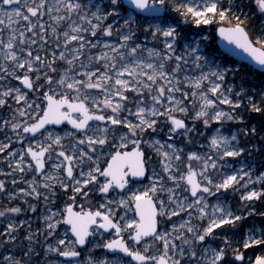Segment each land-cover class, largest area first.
Returning <instances> with one entry per match:
<instances>
[{
	"label": "snow or ice",
	"instance_id": "snow-or-ice-1",
	"mask_svg": "<svg viewBox=\"0 0 264 264\" xmlns=\"http://www.w3.org/2000/svg\"><path fill=\"white\" fill-rule=\"evenodd\" d=\"M128 7H125L123 0H109L106 7L100 5L93 6L91 2L85 5L80 0H0V56L4 64L0 65V79L13 76L21 85L28 90L39 93L43 99L37 102L39 96L29 99L28 92L22 91L20 87H8L0 97H12L17 103L23 102V107H17L15 113L26 119L17 122L14 114L11 121L4 120L5 126H10L20 140L25 139L28 133H38L49 124H61L68 121L73 129L82 134L78 137L76 132H66L65 136L72 137L73 146L71 151L61 150L58 152V163L53 165L55 170H63L71 183H65L51 173L44 175L46 159H51V154L55 148L63 149V137L52 132H47L43 141L37 140L34 144H28L27 148L19 152V159L15 161L14 171L24 173L26 168L34 169L41 173L46 181L43 184L45 189H50L55 183L61 188L70 190L71 202L67 203L63 212H51L44 219L46 221L45 241L48 237H53L54 242H47L46 253L56 254L57 257L70 258L65 261H45V264H81L74 258L81 257L84 250L81 246L92 245L93 248H103L114 253H123L130 259L115 257L113 259L96 260L91 255L83 264H181L185 256L184 246H188L189 264H264V228L249 229L245 238L239 243V247L229 239L227 235L223 237V246L216 248H203L198 256L194 245L197 242L206 241L207 237H214L217 229L222 231H234L239 225L243 215H237L227 204L219 201L214 205H209L205 194L214 195L234 187L244 177H249L247 183H251L250 171H244L243 167L239 171H232L231 174L224 172L219 175V182H214L209 170L217 169V159L224 161L225 158L240 157L249 152L247 147L234 143L237 140L235 135L231 137L220 134L219 130L210 137V149L214 150L213 156H201L195 151L187 154V164L182 171L177 162L181 161L180 149L175 145H168L171 150L163 151L157 148V152L162 156L163 171L168 174V179L173 182V187H165L162 181L164 177L153 179L149 186L143 189H133L129 187L133 177H145L148 172V159L141 148L142 139L148 130L157 131L158 120L164 117L170 121L169 131L175 133L178 129L184 130L185 134L192 131L185 122L189 112L184 100L189 96L199 97L201 103L198 111H195L193 120H201L204 125L210 121L240 120L243 117L236 113L241 107L244 98L247 99L248 110L254 113L264 114V92L260 93V102L246 92L241 86L237 97L232 98L233 87L228 86L225 90L223 84L226 76L235 75L239 68L223 66L216 63L211 53L205 55L202 45L209 39L207 35H199L198 39H193V34L181 32V19L184 24L211 25L218 30L219 35L230 44L247 53L256 63L264 67V23L258 29L259 35L252 38L253 34L248 31V13L244 11L242 2L235 0H127ZM254 7L260 14H264V0H253ZM95 10L92 11V8ZM177 13L178 19L172 13ZM55 13V15H53ZM63 13V14H61ZM76 14L82 22L89 27H83L75 21L68 25L69 30L62 34L58 31L61 22L72 20V15ZM45 15L53 22L51 33L59 41L63 36V51L57 55L56 51H51V59L39 53L34 55L32 45L48 39L49 29L41 18ZM112 18V23L103 25V21ZM35 18V22L33 19ZM95 20V23H93ZM122 21L120 27L114 28L117 21ZM24 21V30H19L14 25ZM7 30V36L3 33ZM137 31L149 33L153 39L163 38V47L166 53L156 49H148L149 55L160 57L159 63H145L143 59L137 57L139 44L134 43ZM31 33L27 36L26 33ZM98 32L102 36L111 37L114 32L120 36L119 43L110 45L104 44V48L110 50L114 55H109L108 51H101L99 55L87 57L89 65L93 60L104 61L103 71L99 67L91 69L82 61L77 71L76 61L84 53L81 51L90 46L95 48L100 43ZM84 33H90L96 37V43L87 39ZM35 37V38H34ZM181 40L184 41V55H175L177 46ZM72 42H76L78 47L73 49L68 47ZM27 45V46H25ZM43 43L40 47L43 48ZM55 48L60 49L61 43H55ZM66 52L71 54L68 58ZM26 53V55L24 54ZM117 55L121 58L118 66ZM186 56L193 58L196 67H208V72H201L197 77H185L184 81L199 91H184L181 87V80L178 74L181 71V64L187 63ZM126 57H133L131 62H125ZM65 61L68 67L58 70L54 67L57 60ZM175 60V67L166 70V62ZM11 67V72H9ZM17 70H23L18 72ZM127 75V79L124 78ZM34 77V78H33ZM43 77V82H41ZM82 77V78H78ZM146 78V79H145ZM207 81L209 87L204 89V82ZM155 86V87H154ZM47 88V91L40 92V89ZM98 89L100 96L91 95L89 90ZM132 92L140 95L147 90L151 95L150 106H145L140 100L134 101L135 112L126 107L129 100L126 93ZM176 93H180L178 98ZM5 98H0V106L6 105ZM219 104L229 105L231 111L218 110ZM110 110V112H109ZM122 112H128L135 117V121L127 116H121ZM185 117V118H181ZM92 122H109L112 126L95 127ZM195 126L193 125V128ZM22 128V133L17 131ZM126 129V130H125ZM245 135L249 131L256 133V128L244 130ZM91 133V134H89ZM43 135V134H42ZM128 144H132V150H124ZM160 141H154V145H159ZM82 145L87 146L90 151H85ZM9 148V144L0 145V152ZM110 149V151L108 150ZM47 154V156H46ZM9 156H15L13 151L8 152ZM29 155L34 164L25 160ZM103 166L101 164V158ZM62 158V159H61ZM89 162L88 171L82 169L79 178L74 175V168ZM193 161L198 162V167L193 166ZM223 167V165H221ZM155 177V171L153 170ZM258 180H264L262 173ZM16 183L15 180L12 181ZM29 183V189L20 188L19 192L25 196L41 195L37 191L36 180ZM95 190L108 194L116 189L128 192L127 196L121 195L118 200H107L99 204L95 209L91 206L85 208L79 205L80 210L76 211L77 197L87 198L89 193ZM190 194L193 198L189 201L187 195L181 198L177 190L181 189ZM5 189V181L0 179V190ZM159 191L168 193L167 202L157 196ZM155 197V199H154ZM264 197V188L256 190L253 188L247 191L241 199L253 201ZM47 200V197H45ZM112 205H115L113 207ZM35 211V206H29ZM123 209V214L118 216L117 209ZM192 209L198 214L200 220L207 218L206 226L197 227L191 223ZM245 210L247 208L245 207ZM20 207L6 208L0 211V216L6 213H20ZM134 213L129 218L128 212ZM180 212H187L189 219L179 225H173L172 232L158 231V216H177ZM254 209L248 211V215H253ZM66 213V214H65ZM264 216V213H261ZM118 216V218H117ZM59 217V218H57ZM23 221H21V224ZM62 223L69 226L68 231L61 237L56 229ZM96 226V227H94ZM111 230L112 236L103 239L105 233ZM179 231V238L182 245L178 246L174 240V233ZM17 225L8 223L3 233L8 241H15ZM69 232L72 238L69 239ZM190 233L191 237L185 236ZM97 234L102 238L101 242H96ZM33 235L29 234L27 240L31 242ZM151 241V242H149ZM156 243H162V248H153ZM79 249V250H78ZM258 249L260 254L253 251L252 255L245 254L243 250ZM230 250V251H229ZM29 254L39 255L35 249L29 245L23 253L28 259H17L12 255L4 257L5 264H34ZM191 258H196L194 262Z\"/></svg>",
	"mask_w": 264,
	"mask_h": 264
},
{
	"label": "rangeland",
	"instance_id": "rangeland-1",
	"mask_svg": "<svg viewBox=\"0 0 264 264\" xmlns=\"http://www.w3.org/2000/svg\"><path fill=\"white\" fill-rule=\"evenodd\" d=\"M51 3L52 0H49ZM81 3L87 5L89 2L93 6L100 5L101 8H104L108 5L109 0H80ZM195 2L199 3L201 0H195ZM227 2V0H225ZM235 2H242L244 4V11L248 13V20L246 21L248 23V30L250 34L252 35V38H255L256 35H259L258 29L261 26L262 23H264V14H260L258 10L254 7L253 0H235ZM127 7V6H125ZM95 10V7L92 8V11ZM63 14V13H61ZM174 16H176L178 19H180L179 15L177 13H172ZM55 15V13H53ZM257 16H261L260 19L257 18ZM33 22H35V18H32ZM75 21L78 24H81L83 27H89V25L85 22H82L79 17L76 14L72 15V20H65L61 22L60 25H58V31L62 34L63 31L69 30L68 25L72 24V22ZM41 22H44L46 27L49 29L47 36L48 39L46 41H40L37 39V44L32 45L33 53L34 55L36 53H39L42 58L44 56H47L49 59H51V51H56L57 55L60 51L65 50L63 46V36L61 35V38L59 41H56V38L51 33V27L53 26V22L48 19V16L45 15L41 18ZM112 18L109 17L108 20L103 21V25H106L108 23H112ZM24 21H20L19 24L14 25V27H17L19 30H24ZM93 23H95V20H93ZM122 25V21H117L116 24H114V28L120 27ZM181 32L182 35L187 31L193 34V39H198L199 35H207L209 39L206 41L204 45H202V51L205 55H208L209 53L212 54L214 57L216 63H219L223 66H230L233 68H239V71L235 73V75H228L225 78L223 88L226 90L228 86H234L233 87V94L232 98L235 100L237 97L235 96V92H238L240 90V87L242 86L247 93H249L256 102H260V93L264 92V84L257 85L249 83L248 81L252 79V76L255 74H250L248 72V68H252L251 66L247 65L245 67V64L239 63V62H230L228 61L225 56L224 52L222 51H216L213 48V35L216 34V29L214 26L211 25H200L197 26L195 24H184L183 20L181 19ZM195 29H201V31L196 32ZM3 35L7 36V30L3 33ZM27 36H31V33H26ZM87 39H90L93 41V43H96V37H92L90 33H84ZM98 37L100 38V43L97 44L95 48H92L90 46H86L85 49L81 50L84 54L80 56L79 60H77L76 63V70L82 71L79 68V65L81 61L85 65H89V61L87 57L92 56L95 57L100 54L101 51H108L109 55H114L110 52L109 49L104 48V44L108 43L110 45H114L116 43L121 42L120 36L114 32L111 37L102 36L101 33L98 32ZM35 38V37H34ZM61 43V48L56 49L55 43ZM41 43H43V48L40 47ZM135 44H139L141 48L138 50L137 57L139 59H143L145 63H159L160 57H156L155 55H149L148 49H156L157 51H160L162 53H166V50L163 47V38L160 37L158 39H153L152 36L149 33L143 32V31H137L136 36L134 38V43L132 46H135ZM27 46V45H25ZM68 47L70 48H77L78 45L76 42H72ZM26 55V53H24ZM66 55L69 59H71V54L66 52ZM175 55H184V41L181 40L180 44L177 46V51ZM120 57L117 55V61L118 66L120 62ZM133 57H126L125 62H131ZM185 59L188 61L186 64H181V71L178 74L179 79L181 80V87L184 91L191 92V91H199L192 86H190L187 82L184 81L185 77H197L201 74V72H208L209 69L206 66H203V63L201 62V67H196V65L192 62L193 58L190 56H186ZM3 58L0 56V65L3 64ZM103 64L104 61H96L93 60L89 67L91 69H94L96 67H99L101 71H103ZM54 67H57L58 70H62L66 67H68L67 63L65 61L57 60V63L53 65ZM175 67V60L167 61L166 62V70H171ZM253 69V68H252ZM254 70V69H253ZM18 72L23 70H17ZM9 72H11V67H9ZM3 75V73H2ZM34 78V77H33ZM82 78V77H78ZM124 78H128L127 75H125ZM146 79V78H145ZM41 82H43V77ZM11 86L13 88L20 87L22 91H27L29 99L32 100L34 98H37L39 96V93L33 92L32 90L25 89L20 81H17L13 76L9 75L6 79H2L0 82V87H8ZM155 87V86H154ZM209 87L208 82H204V89L207 90ZM47 91V88L40 89V92ZM91 95L94 96H100L102 98V93L98 89H91L89 90ZM0 93H2V90H0ZM155 94L149 93L147 90H144V92L140 95L132 92L129 90L126 95H128L129 100L126 102V107L132 109L133 112H135V103L134 101L140 100L142 104L145 106H150L151 104V95ZM178 98L181 97L180 93H176ZM5 98V97H0ZM7 103L6 105L0 106V145L9 144V148L5 149L4 152H0V179L5 181V189L0 190V211H3L6 208H13L18 207L19 199L21 194H19L20 188L29 189V187H22V182H18L19 178L23 179L19 176L20 172L14 171L16 164L15 161L19 159V152L23 151L27 148L28 144H34L35 141L40 140L43 141L47 132H52L54 135L57 134V132H61L63 130L67 132H76L78 137L82 138V134L78 132L77 130L73 129V127L70 124L63 123V125L59 126L56 124L49 125L45 127V129H42L40 132L32 134H23L22 128L17 130L20 131L21 134L25 135L24 140H20L16 133L11 129L10 126H5L3 124L4 120L11 121L13 115L15 114L17 117V122L23 119H26V117H20L18 113H15V109L17 107H23V102H20V104H17L12 97H6L5 98ZM43 97L39 96V99H37V102H40ZM185 105L188 107L189 112L187 114V117H181L185 118L186 124L192 131L187 132L185 134L184 130H177L175 133H171L169 131L170 128V121H166L164 117L159 118L157 131L152 132V130H148L143 137V140H146L149 145H153L152 149L156 153V160H157V167L152 166V163L150 162L152 158V154L146 150V148L143 147V144L141 143V148L145 153L146 158L148 159V172L146 176L141 179H132V183H130L129 187L133 189H143L146 186L150 185L149 179L151 174H153V170L155 171L157 175V180L159 177H164V180L162 183L164 186L167 187H173V182H169L168 174L163 171L162 167V156L160 153L163 151H171L168 148V145H175L177 149H180V156L181 161L177 162V166L181 168L183 171L185 168V165L187 164V154L189 152L195 151L201 156L210 155L213 156L214 159H217L214 155V150L210 149V137L212 135H215L217 133V130H219L220 134L231 137L232 135H235L237 137V140L234 141V143H238L240 146L247 147L249 149V152H246L242 154L240 157H233V158H225L224 161H220L217 159V169L216 170H209V175L212 176L214 182H219V175L221 173L227 172L231 174L232 171H239L241 167H243L244 171H250V178L251 183H247L249 180V177H244L238 184H236L234 187H230L226 193H215L214 195H208L205 194L206 200L208 204L214 205L218 201L222 204H227V206L235 212L237 215H243L244 219H242L240 222H238V227L234 231H222L221 229H217L216 234L214 237H207L206 241L204 242H197L194 247L197 251L198 256L201 255V249L203 248H216V247H222L223 246V237L227 235L229 239L235 244V246L239 247V243L241 242L245 236L248 233L249 229H260L264 228V216L261 215V213H264V197L261 199H256L253 201H244L241 199V197L246 194L247 191L252 190L255 188L256 190H260L264 188V180H258L257 177H259L262 173H264V127L261 125V122L256 120V113L251 112L248 110L247 106V99L244 98V102L241 105L239 109L236 110V113L243 117V121L240 120H227L224 119L222 121H210L208 125H204L202 119L201 120H193L192 117L195 114V111H198L200 108V99L199 97L193 98L192 96H189L187 99L184 100ZM218 110H223L225 112L231 111V108L229 105H223L219 104ZM110 112V110H109ZM121 116H127L129 119H132L135 121V117L130 115L128 112H122L120 114ZM93 127H95L97 124L100 126L107 125L110 129L117 126L110 125L109 122H90ZM193 125L195 126L193 128ZM252 127L256 128V133L252 134L250 131L248 135H245L242 129L244 130H250ZM126 130V129H125ZM43 134V135H42ZM91 134V133H89ZM159 140V145H154V141ZM62 144L65 146L63 149L61 148H55V150L51 154V159H46V167L44 169V175H47L48 173H51L52 175H57L59 179H62L65 181V183H71V181L66 177V172L63 170H57L55 174L50 170L51 166L58 163L57 155L58 152L61 150L71 151V148L73 146L72 137H66L62 140ZM81 147H84L85 151H90L87 146L82 145ZM133 145L128 144L127 148L124 150H132ZM157 148L160 149V153L157 152ZM110 151V149H108ZM13 151L16 153L15 156H9L8 152ZM47 156V154H46ZM158 157V158H157ZM62 159V158H61ZM105 157L101 158V164L103 166V160ZM25 160L28 162H31L34 164V161L31 160V157L29 155L25 156ZM14 163V165H12ZM161 163V165H160ZM193 166L198 167V162L193 161ZM89 162L85 161V163L81 165H77L74 168V175L79 178V171L83 167H85L86 171L88 169ZM223 165V167H221ZM19 173V174H18ZM27 174V178L29 179H35L36 185H34L37 188V191L41 193L39 197H41L42 200L40 202H35L32 204V200H34L35 195L31 196L33 199L29 198L27 202L25 203L26 206L24 209L29 208L30 205H34L35 209L39 211V219L43 218L44 213L47 211H55V212H63L65 209V206L67 203L71 202L70 197L72 195L70 190L61 189L58 186H56L55 183L52 188L45 189L43 187V184L46 182L44 179V176L36 172L34 169L29 170L26 168L24 175ZM25 178V176H24ZM15 180L16 183L13 184L12 181ZM25 180V183L28 181ZM44 183H41V182ZM167 181V182H166ZM93 188V191L89 193V196L87 198L79 196L77 199V205L75 206V210L79 211V205L83 204L85 208L91 206L93 209H95L99 204L105 203L107 200H118L121 195L127 196L128 192L120 189H116L115 191H110L108 194L100 193L99 191L95 190L94 186H90ZM178 195L181 196V198L185 195L188 196L189 201H191L193 198L190 196L189 193L185 192L183 190V187L179 190H177ZM157 196L160 199H163L167 202L168 200V193L166 192L164 194L157 193ZM45 197H47V200H45ZM113 197V198H112ZM155 199V197H154ZM115 207V205H112ZM245 207L247 210H245ZM254 209L253 215H248V211H252ZM31 210V209H30ZM43 212V213H42ZM187 212H192V219L191 223L197 227L206 226L207 219L200 220L198 218V214L192 210L189 209ZM187 212H180L177 216H159V230L160 232L163 231H169L172 232L173 225H179L182 223L185 219H189V216ZM20 213H6L5 216H0V233H3L5 228L7 227L8 223H14L17 225V232L16 240L15 241H8L6 235H0V264H5L4 257L12 255L17 259L25 260L29 257H25L23 253L27 250L29 245L35 249L36 253H39V255H32L29 254L31 259L34 261V264H45V261H56L57 259L61 261L68 260L70 258H64V257H57L56 254H47L46 253V244L47 242H54L53 237H49L50 239L45 241V233H46V221L37 220L36 217L31 216L27 218H23L22 214ZM118 216L123 214V209H117ZM30 214V213H27ZM66 214V213H65ZM117 216V218H118ZM129 218L134 216V213L131 211L128 212ZM59 218V217H57ZM21 221L23 223L21 224ZM96 227V226H94ZM69 226L66 223H62L58 228L56 229V232L62 237L63 233L65 231H68ZM29 234L33 235V240L29 242L27 240V237ZM112 233L111 231L108 233H105L103 239L106 240L108 238H111ZM175 236L174 242L180 246L182 245V240L179 238V231L173 234ZM185 236L188 238L191 237L190 233L185 232ZM69 239L72 238V234L69 232ZM102 238L99 234L95 237L96 242H101ZM151 242V241H149ZM84 248V250L81 253V257L74 258L77 261H80L81 264H83L84 261L87 260L88 256L91 255L94 259L100 261L105 259H113L117 256L123 257L124 259H130L126 256H124L121 253H110L107 249L103 248H93L92 245L81 246ZM156 248H162V243H156L153 248V253H155ZM185 248V256L181 260V264H189L190 257L188 256V246H184ZM79 250V249H78ZM243 250V249H242ZM230 251V250H229ZM245 251L246 256L252 255L253 251H255L256 254H260L258 249L254 250H243ZM196 258H191V261L194 262ZM133 264H136L133 262ZM201 264H204V261L201 260ZM237 264H240V262H237Z\"/></svg>",
	"mask_w": 264,
	"mask_h": 264
},
{
	"label": "bare ground",
	"instance_id": "bare-ground-1",
	"mask_svg": "<svg viewBox=\"0 0 264 264\" xmlns=\"http://www.w3.org/2000/svg\"><path fill=\"white\" fill-rule=\"evenodd\" d=\"M5 62L3 61V64H4ZM2 64V65H3ZM0 76H2V73H0ZM2 81V79H0V82ZM8 87H11V86H8ZM8 87H0V90H2V93L6 90V88H8ZM67 131H65V130H63V131H61V132H57V134L58 135H60V136H62L63 137V139H65L66 137H70V136H65V133H66ZM142 144H143V147L144 148H146V150L148 151V152H150L151 154H152V158H151V160H150V162L152 163V166H154V167H157L158 165V163H157V160H156V153L154 152V150L152 149V144L151 145H149V143L146 141V140H143L142 139ZM158 158V157H157ZM12 165H14V163H12ZM55 165V164H54ZM160 165H161V163H160ZM82 166V165H81ZM52 172H53V174H55V172L57 171V170H55L54 168H53V165L51 166V169H50ZM82 170L84 171V172H87L88 171V169H87V171H86V169H85V167H83L82 168ZM154 170H156V169H154ZM80 171H81V169H80ZM79 171V172H80ZM17 172V171H16ZM19 172V171H18ZM19 174V173H18ZM156 174V173H155ZM157 175L158 174H156V176L154 177L153 176V174H151V176H150V179H149V182L151 183L152 182V180L153 179H156L157 178ZM23 176V179H20L19 178V180H18V182H22L21 184H23L22 185V187L24 186V187H29V183H25V180L24 179H26V181H28V182H30V181H32L33 179H29V178H27V174H25L24 175V173H21L20 172V174H19V176L17 175V177H22ZM24 176H25V178H24ZM55 176H57V175H55ZM42 180H44V179H42ZM41 182V181H40ZM167 182V181H166ZM169 182H171L170 180H169ZM41 183H44V182H41ZM252 184V183H251ZM56 186H58L59 188H61L60 187V185L59 184H56ZM61 189H63V188H61ZM19 194H21V196H20V199H19V203H18V207H20L21 209H22V211L21 212H23V210H24V213L22 214V217L23 218H27V217H31V216H34V217H36V219L38 220L39 218V211H37V209L35 210V211H32V209L30 210V209H28V208H26V209H24V207L26 206V202H27V200L29 199V198H31V199H33L31 196H25L23 193H20V192H18ZM158 193H161V194H163V191H159ZM166 192H164V194H165ZM79 197V196H78ZM78 197H77V199H78ZM113 198V197H112ZM34 200H36V201H33L32 200V204L33 203H35V202H40V201H44V200H42L41 199V197H35V199ZM51 212H55V211H47L46 213H44V216H42L43 218H40L39 220H42V221H45V217L46 216H48V215H50V213ZM27 213H30V214H27ZM43 213V212H42ZM205 219H207V218H205ZM187 219H185L184 221H186ZM51 238V237H50ZM49 237H48V240L50 239Z\"/></svg>",
	"mask_w": 264,
	"mask_h": 264
},
{
	"label": "water",
	"instance_id": "water-1",
	"mask_svg": "<svg viewBox=\"0 0 264 264\" xmlns=\"http://www.w3.org/2000/svg\"><path fill=\"white\" fill-rule=\"evenodd\" d=\"M123 3L125 6L128 7V2L127 0H123ZM216 36H217V44H218V48L220 51L224 52L227 56H229L231 59L235 60L236 62H239V63H244V64H247L249 66H251L253 69H256L262 73H264V67L260 66L258 63H256L247 53L243 52L241 49L237 48L236 45L234 44H230L228 41H226L223 37H221L219 35V32L218 30H216ZM249 31V30H248ZM91 122V121H90ZM186 122V121H185ZM63 123H67V124H70L68 121H64ZM63 123L61 124H56V125H63ZM49 125H52V124H49ZM49 125H46L45 127L49 126ZM71 125V124H70ZM72 126V125H71ZM73 127V126H72ZM42 130V129H41ZM40 130V131H41ZM178 130H181V129H178ZM131 151V150H129ZM144 177H133L132 179H138V180H141L143 179ZM158 221H159V216H158ZM159 225V223H158ZM158 230H159V227H158ZM111 231V230H110ZM109 231V232H110ZM108 250V249H107ZM110 253H114L112 252L111 250H108ZM123 254V253H121ZM125 256V254H123ZM136 263V262H135Z\"/></svg>",
	"mask_w": 264,
	"mask_h": 264
},
{
	"label": "trees",
	"instance_id": "trees-1",
	"mask_svg": "<svg viewBox=\"0 0 264 264\" xmlns=\"http://www.w3.org/2000/svg\"><path fill=\"white\" fill-rule=\"evenodd\" d=\"M260 17L261 16H257V18H259L260 19ZM195 31L196 32H198V31H201V29H195ZM216 39H217V37H216V34H214L213 35V41L212 42H214V44H213V48H214V50H216V51H219V48H218V44H217V42H216ZM224 56H225V58L228 60V61H230L231 63L232 62H236L235 60H233V59H231L229 56H227L226 54H224ZM247 65L245 64V67H246ZM249 70H248V72L250 73V74H254L253 76H252V79L251 80H249L248 82L249 83H252V84H257V85H262V84H264V73H262V72H260V71H258V70H256V69H252V68H248ZM256 115V117H255V119L256 120H258V121H260L261 122V125L264 127V114H262V113H256L255 114Z\"/></svg>",
	"mask_w": 264,
	"mask_h": 264
}]
</instances>
